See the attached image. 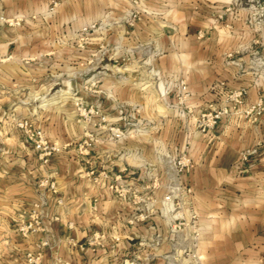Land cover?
Listing matches in <instances>:
<instances>
[{"label": "rangeland", "instance_id": "1", "mask_svg": "<svg viewBox=\"0 0 264 264\" xmlns=\"http://www.w3.org/2000/svg\"><path fill=\"white\" fill-rule=\"evenodd\" d=\"M85 1L0 0V154L20 138L42 164L77 162L95 190L93 212L106 214L80 243L106 249L111 263L209 264L193 175L200 133L214 137L225 117L258 120L263 109L246 110L264 106V94L245 110V87L215 79L200 102L184 76L165 69L162 10L150 0H93L87 14ZM200 14L210 19L200 39L222 38L238 73L264 86V0H204ZM47 183L56 193L55 180ZM106 192L114 207L99 206ZM49 212L36 200L11 227L28 238L45 230ZM47 245L18 250L17 264H40Z\"/></svg>", "mask_w": 264, "mask_h": 264}, {"label": "crops", "instance_id": "2", "mask_svg": "<svg viewBox=\"0 0 264 264\" xmlns=\"http://www.w3.org/2000/svg\"><path fill=\"white\" fill-rule=\"evenodd\" d=\"M200 2L204 0L148 2L149 8L163 11L164 27L170 32L159 40L168 48L165 69L184 76L200 95V102L203 95H213L207 92L206 84L215 79L227 80L233 88L244 86L248 94L246 109L259 93L264 94V86L256 87L250 74L238 73L236 62L221 51L226 45L222 38L200 39V26L210 22L201 19ZM159 3L163 9L157 8ZM92 4L93 0L85 1L87 14L92 13ZM245 60V55L238 59ZM219 127L214 137L200 133L193 170L200 211L207 224L205 253L209 264H264V113L258 120L247 119L243 114L225 117ZM246 149H255V154L241 166L239 154ZM3 153L0 238L5 244L0 245V264H17L18 250L24 254L43 239L48 240V245L40 264H113L102 256L106 249L80 243L97 228L98 220L104 221L106 214L105 210L93 212L89 195L95 190L78 177V163L68 156H56L42 164L20 138L7 145ZM52 179L57 183L54 194L46 185ZM39 199L46 202L50 211L44 220L45 230L24 238L13 231L12 218ZM109 205L114 207L116 203L106 192L99 206Z\"/></svg>", "mask_w": 264, "mask_h": 264}, {"label": "built area", "instance_id": "3", "mask_svg": "<svg viewBox=\"0 0 264 264\" xmlns=\"http://www.w3.org/2000/svg\"><path fill=\"white\" fill-rule=\"evenodd\" d=\"M263 105L262 103H258L257 105H254L253 107L251 108H246L245 110L249 113L250 111H252L253 109H257V110H262L263 109ZM40 142H38V147H41L42 144L44 143V137L42 136V134H40ZM255 154V149H246L244 150L241 155H240V158H239V163L241 164V166L243 165H246V163L248 162L249 158ZM33 227V226H31ZM24 231L26 232L27 229H30L28 226H23Z\"/></svg>", "mask_w": 264, "mask_h": 264}]
</instances>
